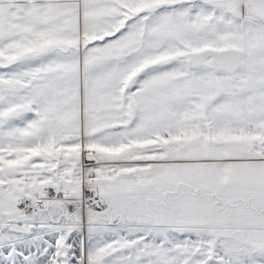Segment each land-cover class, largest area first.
Instances as JSON below:
<instances>
[{
    "label": "snow or ice",
    "instance_id": "6c2138e0",
    "mask_svg": "<svg viewBox=\"0 0 264 264\" xmlns=\"http://www.w3.org/2000/svg\"><path fill=\"white\" fill-rule=\"evenodd\" d=\"M0 264H264V0H0Z\"/></svg>",
    "mask_w": 264,
    "mask_h": 264
}]
</instances>
